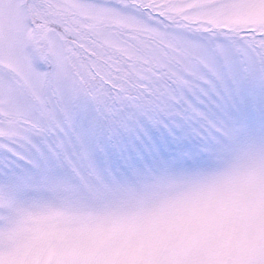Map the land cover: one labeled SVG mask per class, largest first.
<instances>
[{
  "label": "snow or ice",
  "instance_id": "1",
  "mask_svg": "<svg viewBox=\"0 0 264 264\" xmlns=\"http://www.w3.org/2000/svg\"><path fill=\"white\" fill-rule=\"evenodd\" d=\"M0 264H264V0H0Z\"/></svg>",
  "mask_w": 264,
  "mask_h": 264
}]
</instances>
